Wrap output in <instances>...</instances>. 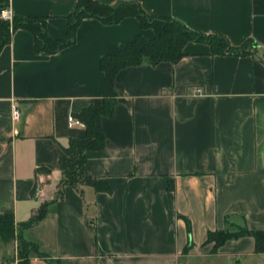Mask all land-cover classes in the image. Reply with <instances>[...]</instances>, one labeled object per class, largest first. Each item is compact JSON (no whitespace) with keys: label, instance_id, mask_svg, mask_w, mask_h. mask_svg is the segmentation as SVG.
Returning a JSON list of instances; mask_svg holds the SVG:
<instances>
[{"label":"crops","instance_id":"0c3cea01","mask_svg":"<svg viewBox=\"0 0 264 264\" xmlns=\"http://www.w3.org/2000/svg\"><path fill=\"white\" fill-rule=\"evenodd\" d=\"M79 1L0 0V28L7 8L47 19L49 37L63 40ZM95 1L136 3L233 47L254 40L263 55L215 54L189 42L176 64L121 70L118 103L101 120L104 148L85 157L87 172L110 191L67 185L59 199L65 149L87 139L70 117L103 107L102 58L155 31L136 17L85 18L75 42L54 55L36 53L30 31L13 32L0 52V214L19 228L47 205L43 220L20 231L47 257L32 253L30 264H264L253 237L217 252L207 243L228 219L264 232V0ZM18 245L0 248V264H19Z\"/></svg>","mask_w":264,"mask_h":264},{"label":"trees","instance_id":"16d2710c","mask_svg":"<svg viewBox=\"0 0 264 264\" xmlns=\"http://www.w3.org/2000/svg\"><path fill=\"white\" fill-rule=\"evenodd\" d=\"M128 17H136L144 28H152L155 31V37L147 39L140 35L133 42L122 44L117 54L102 58L101 69L106 79L103 107L101 109H85L77 116L86 127L87 139L71 140L69 146L65 149L69 157V163L61 184L59 199L62 198L63 188L67 185H91L98 191H110L107 183L100 182L87 172L85 157L88 151L104 148L105 135L101 120L103 117L112 116L114 113L118 103L115 78L121 70L141 66L145 63L152 66H157L163 62L176 64L185 56L184 48L189 42L208 43L215 54L253 55L259 49L254 40H248L241 47H233L223 36L200 34L191 31L176 20L149 16L136 3L110 6L95 0H80L76 11L68 18V30L65 39L53 40L49 37L47 19L45 18L13 16L12 23L4 22L0 28V52L10 42L12 33L19 29L30 31L34 35L36 53L54 55L75 42L77 29L85 18H97L105 24H116ZM46 211L47 205H43L30 222L20 225L19 228L13 215L0 214V248L17 240L19 247L23 246L29 249L24 261H19V264H30L32 253L42 259H47L35 245L26 242L20 234L21 229L36 225L43 220ZM243 237H253L256 244V253L264 254V232H252L245 225L233 224L229 219L226 222V229L209 233L207 243L213 244V250L217 252L226 242ZM47 261L50 264H58V262Z\"/></svg>","mask_w":264,"mask_h":264},{"label":"built area","instance_id":"2783aa9c","mask_svg":"<svg viewBox=\"0 0 264 264\" xmlns=\"http://www.w3.org/2000/svg\"><path fill=\"white\" fill-rule=\"evenodd\" d=\"M2 18L4 19V22H10V23L13 22V16L7 8H4L2 10ZM197 93H201V91H197ZM13 116H14V120L16 122H18L21 119V113L17 108L14 110ZM79 124H82V123L80 121H78L77 119H75L74 117H70V120H69L70 127H73V126L79 125Z\"/></svg>","mask_w":264,"mask_h":264},{"label":"rangeland","instance_id":"374dc122","mask_svg":"<svg viewBox=\"0 0 264 264\" xmlns=\"http://www.w3.org/2000/svg\"><path fill=\"white\" fill-rule=\"evenodd\" d=\"M257 53H259L261 56L263 55L261 51H257ZM239 221V220H238ZM12 244V243H11ZM19 244V242H18ZM19 247V245H18ZM21 247V246H20ZM19 247V252H18V258L20 262L24 261V258L26 256V254L28 253L29 249L24 248L23 246L20 248Z\"/></svg>","mask_w":264,"mask_h":264}]
</instances>
